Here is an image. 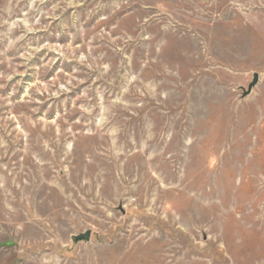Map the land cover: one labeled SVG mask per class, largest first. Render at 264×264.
<instances>
[{"label":"rangeland","instance_id":"rangeland-1","mask_svg":"<svg viewBox=\"0 0 264 264\" xmlns=\"http://www.w3.org/2000/svg\"><path fill=\"white\" fill-rule=\"evenodd\" d=\"M0 264H264V0H0Z\"/></svg>","mask_w":264,"mask_h":264},{"label":"water","instance_id":"water-1","mask_svg":"<svg viewBox=\"0 0 264 264\" xmlns=\"http://www.w3.org/2000/svg\"><path fill=\"white\" fill-rule=\"evenodd\" d=\"M258 76H259V74L257 72H255L253 80L249 84L248 89L244 90V96L248 95L252 91L253 87L257 84ZM91 235H92V229H87L84 232H80L76 235H73L72 240H73L74 244H76L80 241L88 242L91 239Z\"/></svg>","mask_w":264,"mask_h":264}]
</instances>
